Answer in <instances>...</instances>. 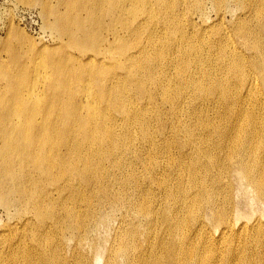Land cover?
I'll return each instance as SVG.
<instances>
[{
  "label": "bare ground",
  "instance_id": "1",
  "mask_svg": "<svg viewBox=\"0 0 264 264\" xmlns=\"http://www.w3.org/2000/svg\"><path fill=\"white\" fill-rule=\"evenodd\" d=\"M206 1L61 0V12L45 5L69 43L49 64L13 73L11 93L0 95V207L23 229L13 241L2 234L0 264H90L83 249L114 217L106 208L132 205L140 224L122 219L106 264H264V0H210L221 20V9L231 12L249 52L225 29L207 37ZM190 2L196 10L184 16ZM159 98L171 106L172 137L185 131L186 140L158 138ZM187 115L196 132L185 130ZM225 184L232 189L222 194ZM236 188L252 194L256 217L235 197L231 209L217 206ZM71 239L72 261L63 248Z\"/></svg>",
  "mask_w": 264,
  "mask_h": 264
},
{
  "label": "rangeland",
  "instance_id": "2",
  "mask_svg": "<svg viewBox=\"0 0 264 264\" xmlns=\"http://www.w3.org/2000/svg\"><path fill=\"white\" fill-rule=\"evenodd\" d=\"M207 1H206L207 2V9H205L206 10L205 16H206L207 23L210 24L209 25L210 28L207 29V31H206L208 33L207 37H209L210 35H212L216 31L220 32V31H222V29H225L226 31H228V33L230 35L228 37L231 38V40H236V43L240 44L241 49H243L246 52H249L246 49V47H244L242 45V43L238 41L239 39L237 37H235L234 26H233V23H231V21L234 19V16L231 14V12L229 13V12H227L226 9L225 10L221 9V11H222L221 13L224 14V19L221 20L220 15H219L218 6H216L213 3L211 4L210 0H207ZM47 4L56 11L60 10L59 12L65 10V6L61 3V0H0V95L3 97H8L9 94L11 93L10 89H7V87H8V84L10 85V83H12L14 81V79H13L14 77L12 76L13 73H14V75H18V74H21L25 71H29V69H33L35 66H38L41 62H43V64H44V59L46 57H48L49 54L57 53V52L59 54L63 53L60 50L61 45L64 46L67 43H69L68 37L61 38L59 36L57 29L50 25L54 21V17H55L54 14L55 13H50V16H47L45 14L44 10L46 7L45 5H47ZM189 4H191L193 7L191 5H188V10L186 9V13H184V16L190 15L193 10H196L194 2H190ZM175 5H176V3L171 4L172 7H175ZM190 6H191V9H190ZM222 6H224V5H222ZM232 7H233L232 9L235 10L234 5H232ZM18 11H19L20 16L23 18L22 20L18 19V17H17L16 13ZM189 11H191V12L188 13ZM192 20L194 22H196V24H197L196 28L198 30L200 28L203 29L202 27H199L203 23V21H202L203 19L199 15H194ZM187 26L189 27L188 32L192 31V28L189 26V24H187ZM201 29H200V31H202ZM263 33H264V30H263ZM262 36H263V43H264V35H262ZM54 49H55V51H52ZM71 51H73V50H71ZM75 53H77V51ZM109 58H110V56H109ZM45 60L49 64L50 59L46 58ZM58 60L64 61V56H59ZM170 70L171 71H169V74L172 75L173 77L175 76L174 78L176 79L178 77L177 76L178 73H176V71L173 69H170ZM11 71H12V73H11ZM173 71H175V72H173ZM5 76H6V78H5ZM183 77H185V76H183ZM177 79L178 80H176V81H180L179 77ZM175 83H177V82H175ZM183 98H186V96L183 95ZM183 98H182V100L185 103L190 104L189 106H185L186 110L189 109V111H190L193 108L195 109L196 107H198V105H196V103L193 102V100H191L192 98L191 99L190 98L183 99ZM189 99L191 102L189 101ZM186 100H187V102H186ZM158 101L160 103L165 104L164 109L165 110L168 109V110H167V113L164 110V115H163V117L161 116L162 120L158 121V119H155L153 121V123H154L153 129L155 130L157 128L156 125L158 124L157 125L158 128L155 130V133L158 135V138L160 137L161 139H165V140L167 139L168 140V137L171 138L172 133L174 132L173 126H171V124H170L171 119L167 118V115H166L170 112L171 106L169 104L166 105V103L163 102L162 98H159ZM163 104H161V105H163ZM192 111H194V110H192ZM192 111H190V112H192ZM169 115H170V113H169ZM182 118H183V120L188 121L187 123L190 124V125L186 124V126L184 124V126L187 127L185 130H188V129L192 130L194 127L193 125L195 124V118L193 120L190 115L182 116ZM189 118H190V120H188ZM165 120H169V121L165 122ZM155 122H157V123H155ZM160 123L161 124L163 123V124L161 125ZM159 126H160V128H159ZM184 126H181V128L182 127L184 128ZM161 127H163V128H161ZM169 128L173 129V130H170ZM158 130H159V132L161 130L164 132L161 131L160 132L161 135H160ZM194 130H195V132L197 131V129L195 127H194ZM194 130H192V131H194ZM184 133H186V132L180 131V136H181V137L179 136L180 139H178V137L175 134H174V138L176 140H180V141L183 140L184 141L188 137H190L189 135L184 134ZM168 134H169V136H168ZM165 135H167V136H165ZM128 139H130V138L128 137ZM138 148H139V150H137V152L142 153V154L139 153L140 154L139 157H143L144 156L143 154H145L144 148H142V147H138ZM139 159L140 158L137 159V156H136L133 161L135 162L136 167L138 166L137 168L140 171H143V164H141ZM235 183L237 185V182H235ZM153 188H152L153 193L151 192L150 196L152 195L156 198L157 196L161 195V193L158 191L156 185H154ZM116 189H117V187H116ZM229 189H232V188H228L227 184H225V185H223L222 188H220V193L225 194ZM132 190H133V188L129 191H132ZM146 192H148V191H146V188H145V191L144 190L141 191V193H143V194ZM141 193L138 196L137 201L140 199ZM251 196H252V194H250L249 192H247L245 190H242V192L237 194V188H236L235 193H234V190L230 191L228 193V196L223 201H220L217 203V206H219V203H220L221 208L223 210L227 211L229 208L231 209V200L235 197L236 201H238V203H239L240 211L242 213H246V215L249 214V216H250V214L254 211L256 213H254V214L252 213L253 216H251V217H256L258 212H259V207L256 204H254L255 202H253L250 199ZM131 207H132V210H129V208L125 207V208L121 209V211L120 210L117 211L114 207H110V206H108L106 208L107 210L115 211L114 217L109 219L110 221L108 224L100 227L99 230L97 231V233L92 237V239L94 241V245H91V242L86 243L85 249H83V255L86 256V258H88V260L90 261V264H106L107 259H108L109 254H110V251H111L110 248L112 247V245L116 239L115 238V236L117 235L116 229L119 227L122 219L127 218V221L128 222L130 221V224H132L131 222H132V218H133L134 221L136 222V224H140L135 220V213H133V208H134L133 205ZM124 209L129 210V212L127 213L128 215L126 214ZM110 213L108 215H110ZM115 214H116V216H115ZM200 216H202V213H200L199 217ZM242 217L239 219V223H244L247 220L246 217H243L245 220ZM183 218H184V216H183ZM18 220H19L18 217L15 219L10 218L6 208L4 209L3 206L0 207V239H1L0 243L1 242L3 243V240L5 241L6 237L7 238L9 237L7 239V241L8 240L13 241V239L18 236V234H16L17 231L23 230L22 226H21V221H18ZM188 221H190V219H188ZM15 222H17V223H15ZM18 225H19V227H18ZM208 225H209L208 230H210L211 232H215V224L208 220ZM14 226L16 227L15 229H14ZM164 226H165L164 223H162V224L159 223V225H154V227H156V230H158V231L163 230ZM17 227H18V229H17ZM8 228H9V230H8ZM8 231L11 234H9ZM2 234L5 235L4 236L5 239L2 238ZM142 234H143V236H141V238H140V245L141 246L143 245V247H144V245L146 244V242L144 240H145V238H148V236H147L148 234L150 236V230L144 229L142 231ZM13 236H14V238H13ZM69 237L70 236H68V238ZM18 238H19V236H18ZM167 239H165V241ZM14 240H16V239H14ZM29 240L30 239H27L28 242H30ZM158 240L161 242L163 239H158ZM159 241L157 242V245L155 247L157 251L161 250V245H160ZM75 244L76 243L73 239L65 240L63 242V248L65 251V255L69 259H71V261L73 260L72 259L73 256H72V258L70 256L72 254V251L75 248Z\"/></svg>",
  "mask_w": 264,
  "mask_h": 264
},
{
  "label": "built area",
  "instance_id": "3",
  "mask_svg": "<svg viewBox=\"0 0 264 264\" xmlns=\"http://www.w3.org/2000/svg\"><path fill=\"white\" fill-rule=\"evenodd\" d=\"M16 14H17L18 19H20V20L23 19V18L20 16L19 11H18Z\"/></svg>",
  "mask_w": 264,
  "mask_h": 264
}]
</instances>
